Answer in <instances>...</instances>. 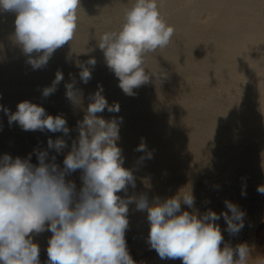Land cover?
<instances>
[{"label":"bare ground","instance_id":"bare-ground-1","mask_svg":"<svg viewBox=\"0 0 264 264\" xmlns=\"http://www.w3.org/2000/svg\"><path fill=\"white\" fill-rule=\"evenodd\" d=\"M156 2L174 34L166 47L145 56L149 81L133 89V95L120 88L99 42L103 34L119 31L135 0H80L72 41L56 49L40 69H33L16 41V13L0 12V105L14 113L19 102L30 101L49 115H63L70 129L69 136L47 130L24 131L18 123L9 124V117L0 111V159L5 154L27 159L31 154L30 163L38 165L34 149L48 150L46 162L55 155V163L63 168L73 141L78 140V121L83 120L92 94L102 87L108 104H118L120 110L111 113L105 109L97 115L105 120L122 118L117 146L122 151L123 167L132 170L135 177V188L128 186L127 192L117 195L124 199L146 195L151 204L186 187L192 191L194 181L203 177L204 187L193 191L205 198L206 211H227L224 201L229 200L248 213L250 207L239 199L244 190L233 186L239 180L261 178L264 171V0ZM90 58L96 61L94 67L87 65L94 80L90 79L91 85L80 81L81 69L76 66ZM63 67L71 74L63 76L54 94L43 97V89L52 85ZM73 81L82 90L79 104L71 103L65 95V85ZM164 97L171 101L165 102ZM49 138H63L68 147L56 154L48 149ZM142 140L152 153L151 159L141 160L145 153L136 151ZM82 174L76 170L66 176V181L75 183L77 193L82 188ZM181 177L186 179L183 184ZM228 184H233V190L221 198L220 207L214 197ZM197 209L198 204L181 206L182 211ZM147 215L146 210L138 211L135 203L128 205L127 248L133 245L143 250L149 245ZM31 235L40 252H47L53 234L46 230ZM156 264L183 262L159 257ZM248 264H264V257H249Z\"/></svg>","mask_w":264,"mask_h":264},{"label":"clouds","instance_id":"clouds-1","mask_svg":"<svg viewBox=\"0 0 264 264\" xmlns=\"http://www.w3.org/2000/svg\"><path fill=\"white\" fill-rule=\"evenodd\" d=\"M80 0H0V12H15V37L33 69L44 67L54 51L72 41L77 29ZM174 28L162 19L156 0H135L126 10L119 31L103 34L99 48L107 66L119 79L127 95L149 81L145 56L166 47ZM33 53L39 55L33 56ZM95 59L77 64L80 81L87 84ZM57 72L51 86L42 91L47 98L57 91L63 80ZM75 81L65 85L66 98L73 104L82 101V90ZM82 121H78V140L63 160V168L49 162L48 150H36L38 165L27 159H13L5 154L0 159V264H40V248L33 233L50 231L46 264H136L127 249L125 232L129 225L128 205L147 211L150 224L148 243L161 259H181L183 264H248L250 248L241 243L235 248L220 245L224 238L216 224L221 217L226 231L238 234L244 227L246 213L225 200L227 211L217 214L209 209L203 215L182 211L193 208L195 197L189 188L173 197L149 203L146 195L121 198L117 193L135 188L133 171L123 167L124 158L117 146L122 118L105 120L97 115L107 109L118 113V104H108L103 88L90 97ZM9 124L18 123L24 131L47 130L70 135L63 115L52 116L30 101H22L12 113L0 105ZM56 154L68 147L63 138L47 141ZM145 153L141 160L151 159L146 143L136 148ZM82 170V188L76 192L74 182L66 176ZM257 191L264 194V185ZM244 194V193H242ZM234 256L237 257L234 259Z\"/></svg>","mask_w":264,"mask_h":264},{"label":"rangeland","instance_id":"rangeland-1","mask_svg":"<svg viewBox=\"0 0 264 264\" xmlns=\"http://www.w3.org/2000/svg\"><path fill=\"white\" fill-rule=\"evenodd\" d=\"M64 70L65 67H63ZM62 70V68L60 69V72H62L63 76L64 77H68L70 74H71V71H64ZM67 72V74H66ZM92 79V78H91ZM93 80V79H92ZM94 82V80L92 81ZM89 85L93 84L90 82H88ZM165 98V97H164ZM165 102H169L171 101V99H168V98H165L163 99ZM173 101V100H172ZM163 119H166L163 118ZM264 171H263V174L261 176V178H247V180H239V181H236L234 183V186L233 184H228V185H225V189L222 188V190L219 191V193L216 194V197H214V199L218 200L220 203V207H222V199L226 198L228 196V193H230V191H232V186L235 187L234 189L236 190H241L243 191V193H246V194H241L240 198L241 199L240 201H244V204H248L247 206L250 207L248 208V213H246V217H244V227L243 229L236 235H231L229 234L227 231H226V228H227V224L226 222L224 221H216L215 223L219 225L220 227V230L222 231V235H223V238H224V241L223 243L220 245L221 249H223L226 245L227 246H230L232 248H235L237 245L241 244V243H246L248 245V247L250 248V257H255V258H263L264 257V194H261L257 191V188L258 186H261V185H264ZM203 177H199L197 178L195 181H194V191L196 190H201L203 187H204V183L206 182L205 179H202ZM205 178V177H204ZM185 178H180V183L183 184L185 183ZM203 180H205L203 182ZM261 181V182H260ZM183 182V183H182ZM195 182H196V185H195ZM203 182V183H202ZM249 182V183H248ZM237 183V184H236ZM254 185V186H253ZM196 186V187H195ZM256 186V187H255ZM198 187L200 189H198ZM238 189H237V188ZM196 189V190H195ZM192 190L193 192V195L195 197V204H196V207H197V204H198V209L201 211V212H198L197 210L193 211L194 213H197V214H200V215H203L205 212H207L206 208V200L204 197L200 196L199 194H196L194 193V191ZM246 190V191H245ZM249 191V192H248ZM225 194L227 196H225ZM218 196V197H217ZM225 196V197H224ZM224 197V198H223ZM242 197V198H241ZM247 197V198H246ZM204 198V199H203ZM222 198V199H221ZM254 200V201H253ZM217 201V202H218ZM252 201V202H251ZM209 202V201H208ZM250 204H249V203ZM258 202V203H257ZM260 203V204H259ZM200 204V205H199ZM225 205V204H224ZM223 205V206H224ZM203 208H202V207ZM186 207H188L186 205ZM262 208V209H261ZM206 209V210H205ZM204 210V211H203ZM203 211V212H202ZM250 211V212H249ZM255 212H258L255 213ZM261 213V214H260ZM254 214V215H253ZM259 217V218H258ZM248 221V222H247ZM224 223V224H223ZM248 223V224H247ZM226 233V234H225ZM251 233V234H250ZM127 241V239H126ZM233 242V243H232ZM249 242V243H248ZM228 243V244H227ZM263 243V245H262ZM133 245H130L128 246V251L130 253V256L132 257V259L136 262V264H156V260L159 258L158 254H155L154 250L150 248L149 245H144V247L142 248L143 250H140L138 249L137 247L133 246ZM224 246V247H223ZM262 246V247H261ZM134 248V249H133ZM261 248V249H259ZM137 250V252H136ZM153 250V251H152ZM261 250V251H260ZM135 251V252H134ZM146 251L147 253L151 254L153 252V254L151 255H148L146 254ZM257 251V252H255ZM135 253V254H134ZM42 255V256H41ZM44 255V256H43ZM148 255V256H147ZM135 256V257H134ZM158 256V257H157ZM142 257V258H141ZM151 257V258H150ZM42 258V259H41ZM140 258V259H138ZM144 258V259H143ZM147 258V259H146ZM154 258H156V260H154ZM237 258L234 256V259ZM39 259H40V262L41 263H44L48 260V256H47V252H40V255H39ZM137 259V261L135 260ZM142 259V260H141ZM152 260L153 263H150L148 262L147 260ZM44 260V261H42ZM144 260V261H143ZM141 261V262H140Z\"/></svg>","mask_w":264,"mask_h":264}]
</instances>
